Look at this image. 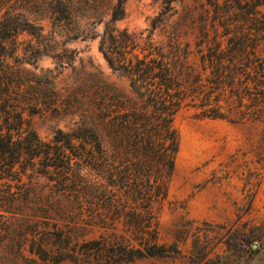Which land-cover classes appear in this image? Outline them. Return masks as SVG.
<instances>
[{"label":"rangeland","instance_id":"374dc122","mask_svg":"<svg viewBox=\"0 0 264 264\" xmlns=\"http://www.w3.org/2000/svg\"><path fill=\"white\" fill-rule=\"evenodd\" d=\"M255 2L124 0V15L115 27L136 38L151 35L158 43H188L193 68L210 76L213 65L202 59L207 48L197 46L204 40L226 43L236 36L249 46L257 44L260 57L243 54L242 64H264V5ZM116 3L0 0V21L19 26L30 21L39 28L34 34L19 28L7 36L0 67V110L11 111L6 126L17 132V110L23 127L50 140L58 129L97 126L96 103L102 93L107 102L117 93L121 104L129 106L133 94L128 80L99 50ZM238 83L237 95L228 87L222 95L224 118L200 117L189 106L175 115V167L166 198L153 204L156 242L167 252L121 264H264V71L246 69ZM236 109L250 115L261 110L262 115L236 122ZM18 170H13V179L4 186L9 194L0 201V264H103L108 252L120 251L119 241L135 244L139 239L129 222L111 220L106 192L58 198L50 173ZM73 173L94 181L93 170L79 163L72 165ZM65 240L74 259L56 263L48 256H55ZM88 241H95V248L82 245ZM41 242L50 249L44 258L33 251Z\"/></svg>","mask_w":264,"mask_h":264},{"label":"trees","instance_id":"16d2710c","mask_svg":"<svg viewBox=\"0 0 264 264\" xmlns=\"http://www.w3.org/2000/svg\"><path fill=\"white\" fill-rule=\"evenodd\" d=\"M209 1L219 5L218 0ZM260 5H264V0L254 3V6ZM123 15L124 0H117L101 35L99 50L108 65L128 80L133 100L127 108L121 104L117 93L110 102L102 93L96 103L97 126H81L70 132L58 129L50 140H43L27 125L23 127L21 113L14 110L17 134L6 126L11 111L0 110V201L9 194L4 186L13 179V170L20 168L19 172H25L28 167L38 175L50 173L51 179L57 182L58 198L106 192L109 195L106 208L111 220L124 219L140 236L135 244L119 241L120 251L108 252L100 260L103 264H121L167 252L163 244L156 242L153 204L166 198L175 167L179 150L175 115L189 106L196 109L200 117L224 118L221 100L225 89L228 87L231 95H237L241 87L238 79L243 71L249 69L255 74L264 71V64L256 61L242 64L241 61V56L247 53L260 57L257 44L249 46L248 42L231 36L226 43L220 39L197 42L200 50L207 48L208 51L202 59L213 65L211 75H205L190 63L188 43L175 39L158 43L151 35L136 38L115 27V22ZM19 25L20 22L13 24L9 19L0 21V67L11 31L21 28L34 34L39 30L30 21ZM252 82L258 86V79ZM235 112L240 115L236 122L262 115L261 110L251 115L238 109ZM76 163L83 169L93 170V183L87 181L85 174H71L72 165ZM68 242L65 240L57 254L48 257L56 263L74 259ZM95 244L88 241L82 245L91 250ZM33 251L44 258L50 249L41 242Z\"/></svg>","mask_w":264,"mask_h":264}]
</instances>
